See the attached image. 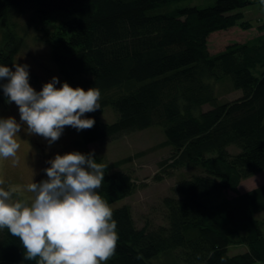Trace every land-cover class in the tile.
Instances as JSON below:
<instances>
[{
    "label": "trees",
    "instance_id": "1",
    "mask_svg": "<svg viewBox=\"0 0 264 264\" xmlns=\"http://www.w3.org/2000/svg\"><path fill=\"white\" fill-rule=\"evenodd\" d=\"M183 1L0 0V26L9 27L0 29V65L13 69L20 48L12 13L31 12L33 24L53 18L44 38L60 74L72 87L101 92V108L85 114L95 124L80 131L82 142L159 124L166 136L162 145L172 146L159 162L164 173L202 167L163 198L165 224L138 227L130 205L112 208L119 239L103 264H156L161 255L168 256L167 264H264V218L257 217L264 211V184L238 190L244 179L264 171V71L254 72L264 67V22L258 36L213 54V32L255 27L238 11L253 1L179 6ZM225 80L242 96L221 102L216 83ZM5 100L0 87V105ZM205 104L211 108L204 110ZM109 105L118 116L114 122L102 118ZM231 144L240 151L230 152ZM94 158L107 165L97 192L109 205L136 191V180L118 169L129 158ZM227 190L236 195H224ZM236 242L248 250L230 255ZM0 264H35L25 260L21 241L7 229L0 230Z\"/></svg>",
    "mask_w": 264,
    "mask_h": 264
},
{
    "label": "clouds",
    "instance_id": "2",
    "mask_svg": "<svg viewBox=\"0 0 264 264\" xmlns=\"http://www.w3.org/2000/svg\"><path fill=\"white\" fill-rule=\"evenodd\" d=\"M0 65V85L6 103L18 106L19 122L13 116L0 117V159L12 158L21 144L22 126L28 135H39L49 145L57 141L66 126L77 131L91 129L94 118L85 114L101 108V92L72 87L58 77L46 82L40 91L29 83V66ZM45 168L46 179L31 181L23 188L3 186L0 178V230L18 237L25 260L35 264H101L111 259L119 239L117 222L107 200L98 194L106 164L93 153H57Z\"/></svg>",
    "mask_w": 264,
    "mask_h": 264
},
{
    "label": "rangeland",
    "instance_id": "3",
    "mask_svg": "<svg viewBox=\"0 0 264 264\" xmlns=\"http://www.w3.org/2000/svg\"><path fill=\"white\" fill-rule=\"evenodd\" d=\"M214 0H186L178 2L179 6L199 5L207 6ZM252 4L238 9L244 13V19L249 20L255 27L244 29L240 26H234L226 30H218L213 32L209 37V49L215 54L223 51L230 43L239 41L245 42L260 34L259 25L264 22V0H251ZM11 26L17 28L21 39L20 48L14 57V63L27 64L29 66V83L35 90L40 91L43 85L50 81L54 76L58 77L60 87L65 81L60 74L57 66L52 60V47L44 38L48 30L53 28V18L49 17L38 21L37 24L31 22V12L12 13ZM60 20V19H59ZM5 28L7 25L2 23ZM8 41L3 48L8 47ZM13 70H15L13 65ZM264 67H257L254 72L261 74ZM230 90V91H229ZM216 94L220 96V101L225 102L242 96V90L233 89L232 85L227 81L216 83ZM211 108L210 104H205L203 109ZM103 114V120L114 122L117 119V113L112 106H107ZM13 116L19 122L20 114L18 106L13 102L3 103L0 105V117ZM22 126V130L18 135L21 144L18 150L19 164L13 165L12 158L7 160L0 159V178L5 180L3 185L6 190L8 187L23 188L32 179L40 182L46 179L45 168L49 167V159L53 158L57 153L64 154L71 151H79L81 153H93L105 162H114L116 160L129 158L121 164L118 169L125 170L131 174L136 180L138 188L136 191L124 199L118 200L110 204L111 208H116L125 204L131 206L133 216L138 227L146 224L149 227H155L159 224H165V207L163 198L173 194V187L179 179L191 176L195 172H202V167H182L174 169L170 173H164L159 165L160 160L168 157L171 153L172 146H163L162 142L166 140L163 127L159 124H153L150 127L131 131L121 134L117 137L106 139L104 141H96L84 144L81 140L80 131L75 128L66 126L60 138L48 144L47 140L39 135H28ZM33 136L34 138H31ZM228 150L237 153L240 148L231 144ZM198 168V169H197ZM160 172L164 175L162 179H156V174ZM200 172V173H201ZM264 184V171L244 179L238 187L240 192L247 191L254 187ZM226 196H234L236 192L227 190L224 192ZM259 219L264 218V211L257 214ZM248 250L245 243L236 242L229 246V254L235 255ZM177 253L171 254L172 257ZM168 257V256H167ZM165 255L155 259L156 264H167L169 262ZM104 262H101L103 264Z\"/></svg>",
    "mask_w": 264,
    "mask_h": 264
},
{
    "label": "bare ground",
    "instance_id": "4",
    "mask_svg": "<svg viewBox=\"0 0 264 264\" xmlns=\"http://www.w3.org/2000/svg\"><path fill=\"white\" fill-rule=\"evenodd\" d=\"M31 138H34L33 136H31Z\"/></svg>",
    "mask_w": 264,
    "mask_h": 264
}]
</instances>
